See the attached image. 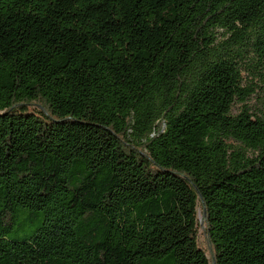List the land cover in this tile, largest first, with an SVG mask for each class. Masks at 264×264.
<instances>
[{
    "label": "trees",
    "instance_id": "obj_1",
    "mask_svg": "<svg viewBox=\"0 0 264 264\" xmlns=\"http://www.w3.org/2000/svg\"><path fill=\"white\" fill-rule=\"evenodd\" d=\"M246 65L264 0H0V264H264Z\"/></svg>",
    "mask_w": 264,
    "mask_h": 264
},
{
    "label": "rangeland",
    "instance_id": "obj_2",
    "mask_svg": "<svg viewBox=\"0 0 264 264\" xmlns=\"http://www.w3.org/2000/svg\"><path fill=\"white\" fill-rule=\"evenodd\" d=\"M243 85L251 86L254 92L248 97L245 103L238 102L234 107V112L237 113L243 108L244 105H248L252 112L262 115L264 114V66L262 68L254 69L245 66L243 70ZM198 219L200 222V242L210 256L209 246L205 242L204 236V223L203 216L200 207L198 208ZM44 222V214L41 211H32L29 209H22L18 213V219L14 224L13 231L10 237L13 240H25L31 235L35 234L39 227Z\"/></svg>",
    "mask_w": 264,
    "mask_h": 264
}]
</instances>
